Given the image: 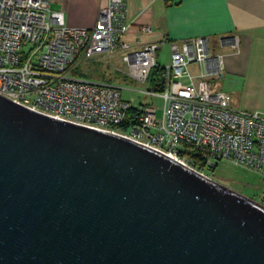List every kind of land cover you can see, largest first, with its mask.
<instances>
[{
    "label": "water",
    "instance_id": "obj_1",
    "mask_svg": "<svg viewBox=\"0 0 264 264\" xmlns=\"http://www.w3.org/2000/svg\"><path fill=\"white\" fill-rule=\"evenodd\" d=\"M0 264H264V204L0 94Z\"/></svg>",
    "mask_w": 264,
    "mask_h": 264
},
{
    "label": "built area",
    "instance_id": "obj_2",
    "mask_svg": "<svg viewBox=\"0 0 264 264\" xmlns=\"http://www.w3.org/2000/svg\"><path fill=\"white\" fill-rule=\"evenodd\" d=\"M128 28L126 0H109L90 28L68 25L49 0H0V94L55 118L124 135L210 177L227 160L264 181V112L233 107L232 95L216 87L224 65L222 55L211 52L210 39L168 41L170 62L160 64V44L133 50L124 39ZM230 44L237 51L239 38ZM116 55L126 66L116 70L163 99L161 116L147 104L130 117L134 106L119 83L74 72L82 58ZM155 67L163 70V90L150 87ZM126 121L132 124L124 129Z\"/></svg>",
    "mask_w": 264,
    "mask_h": 264
},
{
    "label": "crops",
    "instance_id": "obj_3",
    "mask_svg": "<svg viewBox=\"0 0 264 264\" xmlns=\"http://www.w3.org/2000/svg\"><path fill=\"white\" fill-rule=\"evenodd\" d=\"M49 1L53 9L64 12L68 25L90 28L109 0ZM126 5L129 28L124 39L131 49L156 42L160 51H169L168 41L208 37L211 52L223 58L224 74L215 80L216 87L232 95L233 107L264 112V0H126ZM143 25L152 31L143 32ZM233 36L240 40L237 51L230 44ZM108 58L110 71L102 73V79H127L111 66L121 62L120 57ZM85 60L90 59L82 58L75 69L78 76L87 75L79 70ZM198 69L191 65L193 73Z\"/></svg>",
    "mask_w": 264,
    "mask_h": 264
},
{
    "label": "rangeland",
    "instance_id": "obj_4",
    "mask_svg": "<svg viewBox=\"0 0 264 264\" xmlns=\"http://www.w3.org/2000/svg\"><path fill=\"white\" fill-rule=\"evenodd\" d=\"M158 61L160 64L169 63L170 50H161ZM111 66L114 71L116 68H126L124 63H121L120 61H117L116 64L112 63ZM79 70L84 72V74H87L85 75L86 77L83 76L85 78L105 81L111 80L119 83L123 88L122 92L125 100L129 101L135 107H143L147 104H154L158 107V114L161 116L164 101L160 97L154 98L152 95L143 92L148 88V84L131 78L109 79L104 77V79H102L104 74H101L104 72L108 73L107 71H110V58L106 57L104 61L97 58L85 60V62L80 65ZM118 71L121 72L120 70ZM213 178L258 201L262 200V196L264 195V181L262 177L257 172L245 167L237 166L230 161H220L215 169Z\"/></svg>",
    "mask_w": 264,
    "mask_h": 264
},
{
    "label": "trees",
    "instance_id": "obj_5",
    "mask_svg": "<svg viewBox=\"0 0 264 264\" xmlns=\"http://www.w3.org/2000/svg\"><path fill=\"white\" fill-rule=\"evenodd\" d=\"M76 70H75V74H76ZM128 78V77H127ZM150 87L157 89V90H163V70L160 67H155L152 70L151 73V79H150ZM142 108L141 107H133L131 109L130 112V117H134L137 118L139 116V114L141 113ZM132 123H129L128 121H126L125 123H123L121 126L126 129L128 126H130ZM212 175L215 173V169H213L212 171ZM262 199H264V195L262 196Z\"/></svg>",
    "mask_w": 264,
    "mask_h": 264
},
{
    "label": "flooded vegetation",
    "instance_id": "obj_6",
    "mask_svg": "<svg viewBox=\"0 0 264 264\" xmlns=\"http://www.w3.org/2000/svg\"><path fill=\"white\" fill-rule=\"evenodd\" d=\"M263 201V199L262 200H260V202H262Z\"/></svg>",
    "mask_w": 264,
    "mask_h": 264
}]
</instances>
